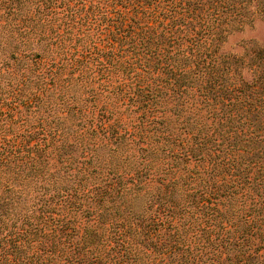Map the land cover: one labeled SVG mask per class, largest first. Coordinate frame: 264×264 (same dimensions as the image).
Listing matches in <instances>:
<instances>
[{"label": "trees", "instance_id": "trees-1", "mask_svg": "<svg viewBox=\"0 0 264 264\" xmlns=\"http://www.w3.org/2000/svg\"><path fill=\"white\" fill-rule=\"evenodd\" d=\"M264 0H0V264H264Z\"/></svg>", "mask_w": 264, "mask_h": 264}, {"label": "rangeland", "instance_id": "rangeland-1", "mask_svg": "<svg viewBox=\"0 0 264 264\" xmlns=\"http://www.w3.org/2000/svg\"><path fill=\"white\" fill-rule=\"evenodd\" d=\"M247 40L257 44L264 43V21L256 20L252 26H246L242 31L232 33L225 46L229 51L242 53L240 45Z\"/></svg>", "mask_w": 264, "mask_h": 264}]
</instances>
